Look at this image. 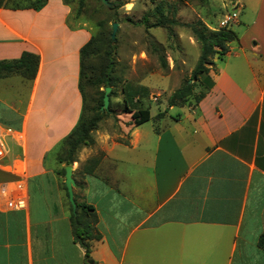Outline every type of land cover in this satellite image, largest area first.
Instances as JSON below:
<instances>
[{
    "label": "crops",
    "instance_id": "crops-1",
    "mask_svg": "<svg viewBox=\"0 0 264 264\" xmlns=\"http://www.w3.org/2000/svg\"><path fill=\"white\" fill-rule=\"evenodd\" d=\"M258 3L238 49L200 77L209 87L201 100L175 116L176 105L150 109L140 125L120 112L130 115L120 136L99 128L95 143L77 151L74 195L95 208L101 233L89 258L73 235L57 147L82 113L81 48L91 31L63 0L0 7V61L24 51L39 56L33 79L0 77V129L18 136L0 186L21 180L27 192L18 210L0 193V264H264V0ZM101 153L93 173L84 171Z\"/></svg>",
    "mask_w": 264,
    "mask_h": 264
},
{
    "label": "rangeland",
    "instance_id": "rangeland-1",
    "mask_svg": "<svg viewBox=\"0 0 264 264\" xmlns=\"http://www.w3.org/2000/svg\"><path fill=\"white\" fill-rule=\"evenodd\" d=\"M63 1L69 3L72 15L79 17L91 35L103 34L107 38L112 34L113 23H119L111 72L116 79L114 95L110 97L115 113L106 115L97 128L113 131L118 136L120 122L130 117L119 114L124 99L132 108H149L157 113L160 107L169 106L167 99L172 92L191 77L200 56V45L188 24L202 21L210 29L228 27L240 36L246 29L247 14L255 13L259 7L258 0H109L110 6L99 0H84L83 4L81 0ZM226 17L230 19L223 26ZM157 22L161 24L156 26L154 23ZM231 46L230 54L218 61L231 57L232 50L239 47V40ZM162 57L167 59V67L162 66ZM97 61L94 57V62ZM100 89L104 90V87ZM201 90L202 86L196 81L195 94ZM89 96L88 107H92V99L99 95L92 90ZM194 102L193 97L191 103ZM187 108V105H176L170 114L175 116ZM156 121L155 116L149 123ZM61 180L64 182V175Z\"/></svg>",
    "mask_w": 264,
    "mask_h": 264
},
{
    "label": "trees",
    "instance_id": "trees-1",
    "mask_svg": "<svg viewBox=\"0 0 264 264\" xmlns=\"http://www.w3.org/2000/svg\"><path fill=\"white\" fill-rule=\"evenodd\" d=\"M46 1L47 0H0V7L40 8ZM80 3L83 4L84 0H81ZM113 5L114 3H112V6ZM72 17L75 22L81 24L79 17L73 15ZM164 19L168 20L167 18ZM154 24L158 26L161 22ZM188 26L192 29L200 45V56L192 70L191 77L186 80L182 87L172 92L167 99V104L169 106L185 105L191 102L193 97L195 102L201 100L206 95L209 87H205L199 82L200 77L208 74L211 68L215 66V58L223 59L230 52L231 43L239 39L238 33L228 27L210 29L202 21L188 24ZM114 47L115 44L111 36L106 38L103 34L92 33L89 41L81 48L79 89L83 99V108L78 123L57 147V157L61 163L67 165L77 161V151L85 145H92L95 143L94 132L97 130L101 120L106 115H113L115 113L114 108H112V101L107 110L101 111L105 88L107 86L112 87L110 97L114 95L113 86L116 79L113 78L111 74L113 64L112 50ZM94 57L98 58L97 62H94ZM161 61L163 67L168 66L165 57H162ZM38 64L39 56L37 54L24 51L18 59L0 61V77L19 73L27 79H33L37 73ZM189 80H192V82ZM196 81L202 86V90L198 94H195ZM101 87H104V90H101ZM92 90L99 96L96 99H92L94 105L88 107V100L91 98L89 92ZM132 97L133 96H131V99ZM122 112L131 113L135 125H140L151 119L149 108H132L126 99H124L123 102ZM162 115L163 113L161 112L157 116ZM102 156L103 153L90 157L83 165V170L93 173L100 163ZM60 172L64 175L65 167H63ZM63 187L66 191L67 202L69 204L73 235L75 240L85 249L86 257L89 258L92 241L101 239V233L97 230L96 226L98 215L92 205L79 201L76 195H74V198L77 204L74 208L69 199V194L64 182ZM259 245L264 249V234H262L259 239Z\"/></svg>",
    "mask_w": 264,
    "mask_h": 264
},
{
    "label": "built area",
    "instance_id": "built-area-1",
    "mask_svg": "<svg viewBox=\"0 0 264 264\" xmlns=\"http://www.w3.org/2000/svg\"><path fill=\"white\" fill-rule=\"evenodd\" d=\"M229 19L230 17H226L222 22L223 26L228 24ZM17 137V133L11 128L0 129V169L10 170V164L5 159L11 153L9 142L15 140ZM20 172L17 169L16 173ZM0 193L8 209L18 210L26 206L27 192L23 181L18 180L10 184H2L0 186Z\"/></svg>",
    "mask_w": 264,
    "mask_h": 264
},
{
    "label": "water",
    "instance_id": "water-1",
    "mask_svg": "<svg viewBox=\"0 0 264 264\" xmlns=\"http://www.w3.org/2000/svg\"><path fill=\"white\" fill-rule=\"evenodd\" d=\"M106 6H110V2L109 0H101ZM118 22H114L113 23V31L111 34L112 40L115 41L116 40V31L118 29ZM112 90L111 86H107L105 88V94H104V98H103V105L101 106V111H105L109 108L110 105V92ZM73 173H74V169H73V165L72 164H67L65 165V185L69 194V199L73 205V207H76V201L74 198V187L76 185L75 179L73 177Z\"/></svg>",
    "mask_w": 264,
    "mask_h": 264
}]
</instances>
